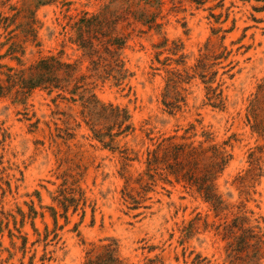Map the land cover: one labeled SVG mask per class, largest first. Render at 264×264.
I'll list each match as a JSON object with an SVG mask.
<instances>
[{
    "label": "rangeland",
    "instance_id": "rangeland-1",
    "mask_svg": "<svg viewBox=\"0 0 264 264\" xmlns=\"http://www.w3.org/2000/svg\"><path fill=\"white\" fill-rule=\"evenodd\" d=\"M243 230L264 264V0H0V264H243Z\"/></svg>",
    "mask_w": 264,
    "mask_h": 264
},
{
    "label": "trees",
    "instance_id": "trees-1",
    "mask_svg": "<svg viewBox=\"0 0 264 264\" xmlns=\"http://www.w3.org/2000/svg\"><path fill=\"white\" fill-rule=\"evenodd\" d=\"M204 66L205 65L202 64V60H199L197 62V64L195 65L194 69L195 70H198L200 68L203 69ZM174 76L180 78V74L179 73L170 72V77H174ZM168 81H171V79H169ZM33 86H35V85H29L27 87L33 88ZM175 103H176V101H173V102L164 101V106L169 111V113H172L175 109H179V107L177 105H175ZM168 140L169 139H166V140L163 139L162 142L159 143V146L164 145V142H166ZM170 147H171V150L175 153L176 156H177V154L179 152L184 151V149L186 147L188 149V153H189L190 156H193L196 153V149H197L192 144H189L187 146L176 145L175 144V145H171ZM149 154L150 153H148V155ZM150 162H151L150 159H148V163H150ZM175 168H176V171H178L182 167H181L180 163H177V164H175ZM182 178H184L183 180H185L188 185L197 184L198 183L197 179L193 178L192 175L189 173V171L184 173L182 175ZM207 180H209V179L208 178L202 179L201 184L198 187V191L199 192H203V194L205 195V198L207 200H209V197L207 196V191L209 190V187H205V185H204ZM189 229H190L189 226L188 227H183L180 230V232L184 233V236L186 237L189 234L188 233ZM255 238H256V236L251 235L250 230H243L242 234L237 238L238 244H237V247H236L237 249L236 250H237L238 253L242 254V253H244L246 250H248L250 248H251V250L253 252L252 254L246 253L244 258L242 259L243 264H255L254 262H255V259L257 257V249L256 248H257L259 240L256 241L253 244L250 242L251 240H253ZM85 264H91V263L88 261Z\"/></svg>",
    "mask_w": 264,
    "mask_h": 264
}]
</instances>
